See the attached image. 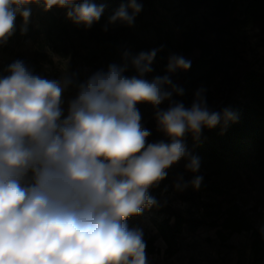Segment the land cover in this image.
Instances as JSON below:
<instances>
[{"label":"clouds","instance_id":"9594fccd","mask_svg":"<svg viewBox=\"0 0 264 264\" xmlns=\"http://www.w3.org/2000/svg\"><path fill=\"white\" fill-rule=\"evenodd\" d=\"M30 4L66 8L67 18L85 28L104 11L93 0H0V45L14 33L17 15L27 31ZM141 10L137 0H127L104 31L117 22L132 27ZM162 48L135 56L125 51L122 64L83 82L67 71L46 78L22 60L8 65L0 76V264H147L143 231L130 229L127 220L160 206L149 189L182 158L187 171H199L200 158L186 150L188 134L198 140L204 128L223 122L226 130L238 119L229 107L211 109L204 86L186 106L173 99L185 89L170 75L145 79ZM130 67L135 75H126ZM190 67V60L171 54L166 71ZM71 86L77 93L65 116L63 97ZM142 103L153 107L157 131L168 142H148ZM202 180L181 183V176L175 187L198 189Z\"/></svg>","mask_w":264,"mask_h":264},{"label":"trees","instance_id":"16d2710c","mask_svg":"<svg viewBox=\"0 0 264 264\" xmlns=\"http://www.w3.org/2000/svg\"><path fill=\"white\" fill-rule=\"evenodd\" d=\"M97 5L103 4L104 11L98 22L91 28H86L88 40L100 53L104 65H120L124 62L123 53L126 44L134 47L133 56L143 49L134 39L129 30L109 25V18L127 0H93ZM180 7L187 14H191L195 8L203 6L212 9V15L217 20L228 17L234 10L235 0H178ZM48 24L45 33L47 42H51L56 53L62 54V46H58L50 40L55 20ZM17 37L28 35L33 27L31 16L27 24V31H21L22 18L17 15ZM264 23V0H250L246 3L241 19L231 18L229 25L235 34L247 37L260 24ZM83 25V24H82ZM84 26V25H83ZM37 34L42 32H36ZM159 38L150 49L162 50L157 53L151 67H157L159 71L167 67L164 57L168 53L186 55L194 51L198 55L192 60L190 69L185 74H176L171 79L185 89L182 97L173 96V99L182 100L186 106H190L194 92L200 86L207 89L206 97L209 107L220 111V108L229 107L238 116L236 122H230L223 130V122L216 127L204 128L203 136L198 140L192 138L190 153L200 158V168L195 176H202L203 180L198 189H194L181 199L189 204L188 217L168 215L158 222L156 227L157 238L164 243V255L173 257L180 247V237L183 231L195 232L202 226L216 228V236L225 241L233 234L242 232L251 234L248 248V264H264V235L261 233L264 227V218L254 219L242 205V193L246 189L258 190L264 194V56L253 59L245 68L237 80L235 88L237 97L230 95L224 100L220 108L217 95L208 89L217 77L225 75L227 68L226 54L228 48L219 34H211L209 39L203 37L197 24L189 22L179 33L174 35L167 22H163L159 30ZM162 33L163 36H160ZM261 61L262 66L257 70L251 69L253 65ZM251 69V70H250ZM128 76L135 75L129 68ZM200 205L202 212L196 214L194 207ZM192 210V211H191ZM174 218L171 223V218ZM146 242V252L153 254L157 251L154 237H143Z\"/></svg>","mask_w":264,"mask_h":264},{"label":"rangeland","instance_id":"374dc122","mask_svg":"<svg viewBox=\"0 0 264 264\" xmlns=\"http://www.w3.org/2000/svg\"><path fill=\"white\" fill-rule=\"evenodd\" d=\"M248 1L250 0H235L234 10L231 14L222 20H217L213 17L212 9L209 7L200 6L195 8L191 14H187L179 6L178 0H137L138 3L142 4V10L136 15L133 26L128 27L119 22L116 23V26L132 32L136 42L145 50H150L156 43L163 22L168 23L174 35H178L189 22L193 21L197 24L204 38L209 39L214 33L222 36L228 48L226 54L227 68L225 75L217 77L208 89L217 95L218 104L215 107L217 109L230 95L237 97L238 90L235 88L237 80L253 59L264 56V23L260 24L245 38L236 35L229 25L231 18H242L244 7ZM27 7L31 9L33 29L24 36L17 37V33L16 35L13 33L6 44L0 45L6 60V66L0 68V76L7 75L6 68L16 60L24 61L34 73L49 79L59 78L63 72L67 71L75 81L83 82L97 70L107 71L100 53L88 40L85 26L74 24L67 18L68 9L53 7L51 10L45 11L42 5L37 4H30ZM49 14L55 20L49 39L58 46H62V54L56 53L51 42H47L45 39L43 31L53 21ZM18 28V22L15 20L14 32ZM38 30L42 33L37 34ZM160 36H163L162 33ZM126 51L132 55L134 47L126 44ZM171 54L174 53L165 55L166 64H168ZM197 55L198 52L194 51L182 56L192 62ZM156 66L161 67L159 64ZM156 66L153 67L151 73L146 74L145 79L150 81L156 76L166 74L172 78L176 74L187 72L177 70L175 73L169 74L166 71L167 67L165 70L159 71ZM260 66H262L261 61L253 65L251 69L257 70ZM76 93L75 86L69 87L64 93L62 107L65 116L67 115L68 102L76 96ZM137 107L142 117L141 123L152 133L148 142L154 143L161 140L168 142V138L157 131L153 107L143 103L138 104ZM159 107L167 109L168 102H163ZM203 134L204 129L200 136ZM192 138L191 134L184 138L188 152H190ZM187 162V157H185L172 165L167 170V177L160 181L158 186L149 189L150 195L159 202V207L146 208L142 214L127 220L130 229H141L143 237L155 238L154 245L157 251L153 254L146 252L147 264H248L250 233L233 234L227 240L221 241L216 236L217 229L206 225L195 232L183 231L180 237L179 251L171 258L164 255L165 246L157 238L155 225L168 215L175 214L184 218L188 217L189 204L184 202L181 197L189 195L193 187L190 184L183 190L175 187L181 176L183 177L181 183L189 182L195 176V173L186 170ZM240 197L244 209L254 219L264 218V194L258 190L247 188ZM194 212L196 214L202 212L200 205L194 207ZM173 220L172 217L171 223Z\"/></svg>","mask_w":264,"mask_h":264},{"label":"built area","instance_id":"2783aa9c","mask_svg":"<svg viewBox=\"0 0 264 264\" xmlns=\"http://www.w3.org/2000/svg\"><path fill=\"white\" fill-rule=\"evenodd\" d=\"M5 66H6V60H5L4 55H3L1 48H0V68L5 67Z\"/></svg>","mask_w":264,"mask_h":264}]
</instances>
